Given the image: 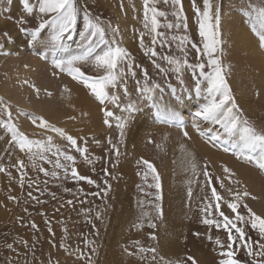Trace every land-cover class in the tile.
<instances>
[{
	"label": "rangeland",
	"instance_id": "obj_1",
	"mask_svg": "<svg viewBox=\"0 0 264 264\" xmlns=\"http://www.w3.org/2000/svg\"><path fill=\"white\" fill-rule=\"evenodd\" d=\"M30 3L35 4L36 0H30ZM181 3L183 10L178 19L174 12L179 6L174 5L172 0H167V3L165 0H149V9L154 7L165 13V16L157 17L160 25L157 31L161 35L156 36L150 31L151 10L148 12V27H145L144 0H78L80 12L72 39L64 41L67 51L56 52L54 56L42 45L32 46L29 35L20 31L24 28L31 32L42 19L50 17H41L38 11L27 14L21 0H0V98L10 106L11 122L30 140L48 146L51 150L45 155L53 161L46 163L37 157V167L34 168L27 150L21 152L13 143L11 134L0 127V167L5 169L0 172V264H185L188 256L194 257L198 264H220L221 260L228 259L221 255L222 251H228L227 232L223 227L217 230L215 226L209 228L202 223L206 214L201 209L206 206V198L211 197L210 187L203 176L205 164L213 177L212 186L225 200L233 198L228 189L250 193L243 198L238 209L246 219L247 209L243 203L264 217V189L261 186L264 172L254 164L237 160L231 150L225 152L222 148L213 147L193 127L196 123L201 131L213 128L223 133L220 125L195 116L207 103L206 93L197 96L195 92L199 71L194 74L191 69L184 68L177 74L173 71L174 66L162 59L171 56L182 61L186 58L190 64L204 63L205 71H212L207 67L208 56L202 54L206 43L205 38L200 36L202 17L197 16L192 0H181ZM195 4L202 13L203 0H195ZM210 4L213 13L219 16V44L213 58L219 61L230 87L226 72L228 48L232 47L234 38L241 37L239 28L242 26L244 32L259 43L258 36L252 31L247 6H261L264 0H210ZM85 13L94 20L98 19L105 27V39L109 42L102 44L96 38L92 43L93 57L108 46L116 45L128 53V58L120 61L117 70L123 75L116 87L106 89L109 98L104 104L82 82L73 80L66 72L55 70L56 75H53V58H67L84 51L87 42L82 40L81 33L84 32ZM215 15L212 24H215ZM228 22L237 26L228 28ZM168 24L174 27L169 29ZM177 24L180 27H175ZM113 29H118V32L114 34ZM50 31H45L41 39H46ZM141 36L143 48L140 45ZM153 37L156 38L155 44L152 43ZM181 37H187L183 44L180 43ZM193 45L196 47L193 48ZM150 48L156 50V57L150 53L145 55ZM259 50L264 56V49L259 47ZM45 53L47 59H41ZM128 64L132 65L134 77ZM241 64L233 65L232 72L243 74L245 71L244 74L248 75V63H244L247 66ZM77 67L90 80L107 75L93 58L79 63ZM145 72L149 83L159 84L162 89L156 90L151 101L139 99L137 91L145 83ZM30 85L39 89V95ZM125 85L127 96L124 95ZM246 85L241 93H231L236 112L242 121H247L258 132H264V81H258L254 84L256 87L248 82ZM76 88H80L97 105L99 123L89 119L85 125L71 124L75 117L79 120L82 117L74 110L75 107L79 109L76 104L79 93L70 103L68 117L63 116L64 111L60 107L69 104V92L76 91ZM48 92L52 93V98L47 95ZM112 96L119 99L113 103ZM177 97L180 98L179 103ZM130 103L135 104L137 110L126 121L121 134L116 117H126L127 113L122 109ZM154 104H159L165 111L171 109L178 113L183 126L178 127L170 120H157ZM105 110L113 112L114 116L105 117ZM33 117H42L48 127H38L39 121L33 124ZM6 119V115L0 112V124ZM105 119L111 126L104 123ZM52 128L61 129L76 138L79 146L87 148V159L70 149L66 139L51 131ZM184 131L188 132L187 137ZM189 134L223 154L224 158L246 167L260 181L219 156L210 160L195 146ZM49 137L51 145H47ZM113 146L118 148L119 156ZM228 147L231 148L230 145ZM56 149L73 155L78 175L94 183L74 179L70 171L66 178L63 169L54 168L56 157L53 153ZM36 151L33 147V152ZM193 158L197 165L195 173L191 168ZM61 160L63 162L62 157ZM18 161L24 162L23 186ZM143 161L152 164L159 175V191L155 187L154 174ZM222 166H227L234 173L230 179ZM40 168H44L49 175L39 171ZM53 171L58 172V177L51 175ZM217 177L223 180L224 188L220 187L221 180ZM221 210L226 215L230 214V209L223 202ZM240 226L245 228L246 239L253 242L255 251L254 242L260 239L258 232L252 230L250 224ZM217 239L224 245L223 248L216 244ZM140 248L146 251L140 252ZM152 248L156 249L155 260L153 253L147 251ZM233 249L235 258L241 264H251L252 258L247 256L246 250L236 244ZM161 257L164 259L161 260Z\"/></svg>",
	"mask_w": 264,
	"mask_h": 264
},
{
	"label": "snow or ice",
	"instance_id": "obj_2",
	"mask_svg": "<svg viewBox=\"0 0 264 264\" xmlns=\"http://www.w3.org/2000/svg\"><path fill=\"white\" fill-rule=\"evenodd\" d=\"M167 3V0H165ZM24 11L32 15L34 11H38L41 17H50L49 19H42L39 23L38 27H36L31 32H28L26 29L21 28L20 31L26 32L30 37V42L32 46L42 45L49 51L53 53L55 56L56 52L59 51H67V46L65 45V40L72 39V32L75 30V25L77 23V18L80 12L78 8V0H36L35 4L30 3V0H21ZM172 3L178 7V10L174 12V15L177 18H180V13L182 12V3L181 0H172ZM193 8L197 14V16H201L200 20V36L205 38L206 43L204 44L203 55L208 56L207 67L211 68V72H206V65L204 63H196L190 64L188 60L185 58L184 60L174 59L171 56L162 57L169 65L174 66L173 71L179 74L182 69H191L192 72L199 71V78L195 80V92L197 96L204 95L206 93L205 99L207 103H205L202 108L195 113L196 117L201 118V120L211 123L218 124L223 129V133L216 132L213 128H208L205 131H201L199 125L194 123L193 127L197 129L198 134L201 137H206V142L210 143L213 147L222 148L223 151L228 152L231 150L232 155L237 160H243L249 164H254L258 170L264 172V132H258L253 126L249 125L247 121H242L239 115L236 112V105L231 94V89L228 87L227 82L224 78L222 69L220 67L219 61L214 57V53L216 52L217 46L219 44V16L215 15L212 11V5L210 4V0H203L204 10L201 13L200 9L196 7L195 0H192ZM145 7V27H148V12L151 10V29L152 33H156V36H160L161 34L157 31L159 28V21L157 17L165 16V13L159 12L154 7L149 9V0H144ZM248 15L250 20L252 21V31L259 38V47L264 49V4L261 6H252L248 5ZM215 15V24H212L211 21L213 16ZM84 32L81 33V38L83 41H86V46L84 51H82L78 55H70L67 58L59 57L52 59V67L54 69L53 75H56L55 70H59V72H66L68 76H70L73 80H77L82 82L85 87L90 89L91 93L95 96V98L101 103L104 104L105 100L108 99V93L106 89L111 87H116L118 79L123 75L122 72H118L119 63L122 59L128 58V53L125 49L116 46H108L106 50H102L100 54H97L93 57L94 49L92 47L93 41L98 38L100 43L108 44L109 42L105 39L106 29L101 25L98 19L91 18L87 13H85L84 17ZM20 23H24V21H20ZM167 27L169 29L173 28V24H168ZM175 27H180L179 24L175 25ZM51 29L46 39H41L43 33ZM118 32V29H113V33ZM5 35H7L5 33ZM176 39V37H173ZM187 40V37H181L180 43L183 44ZM115 44V41L112 42ZM152 43H156V38L153 37ZM141 48L144 47L143 36L140 39ZM196 46L193 45V48ZM184 51L183 48L180 49ZM150 55L152 57L157 56V52L154 48L148 49L145 52V55ZM186 55V54H185ZM90 58L95 60V63L98 67H103L107 75L99 78V79H91L87 77L77 65L81 62H87ZM41 59H47V54L41 55ZM159 67V65H157ZM128 69L131 75L134 77L135 72L132 71V65L128 64ZM163 71V69H161ZM145 83L143 86L139 87L137 91L140 93L139 99L151 101L154 98V94L156 90L162 91L159 84H150L147 77V72L144 73ZM179 78V76H178ZM182 82V81H181ZM25 83H28L25 81ZM34 89V91L39 95V89L35 87V85H30ZM67 91V89H65ZM173 94H175V89H173ZM48 96H51L52 93L48 92ZM124 95H128V89L125 85L124 87ZM119 97L112 96L111 101L113 103L118 100ZM180 102V98L177 97V103ZM156 107V117L157 120H170L175 123L178 127L183 126V120L180 118L179 114L168 109L165 111L162 109L159 104H154ZM136 105L130 103L126 108L122 109L123 112L127 113L126 117H116L117 127L121 130V134H123V129L125 127V123L127 120H130L133 114L136 111ZM0 112H3L7 119L4 120L0 127L4 128L8 133L11 134V139L13 143L19 147L21 152H25L27 150L28 159L32 162V166L35 168L36 158L39 157L41 160H44L46 163H53V161L48 160L45 153L49 152L51 149L40 141L30 140L26 135L19 131L16 125L11 122V110L10 106L7 105L3 98H0ZM105 117H113L114 114L111 111L105 110ZM40 128H47L48 124L42 117H33V124H37ZM104 123L106 125H110L109 120L105 119ZM51 131H54L60 137L66 139L70 149L79 153L82 157L87 159L86 153L87 148L81 147L77 143V139L71 135H67L63 132V130L58 128H52ZM184 136H188V132L184 131ZM111 144V140H109ZM47 145H51V137L48 138ZM231 146L229 148L228 146ZM33 147L37 149L36 152H33ZM115 153L119 156L118 148H115ZM56 157L54 162V168L63 169L65 177L67 178L69 171L71 172V177L77 180H87V183H94L91 179L87 177L79 176L78 172L75 168V157L67 152H63L60 149H56L53 153ZM63 158V162L61 160ZM66 162V163H65ZM143 163L148 167V169L154 174V179L156 180L155 187L159 191L160 190V182L159 175L156 174V170L152 164L148 161H143ZM19 169L21 170V186H23L24 179V162L18 161ZM208 165H204L203 176L205 177L207 186L210 187L211 197L206 198L207 203L206 206L201 209L203 213H205V218L202 220L204 225H207L209 228L215 226L217 230L221 227L227 232V252H221L222 256L228 257V259H224L220 261V264H241V262L235 258V250L233 249V245L236 244L238 247L246 250L247 256L251 257V264H264V217L257 215L252 211L251 208L248 207L246 203H243V207L247 209V219L245 215L241 214L238 209L241 207V202L243 198L248 197L250 193L246 190L243 192L233 191L232 189H228L230 194L232 195V200H225L217 191L216 187L212 186L213 177L208 171ZM191 168L195 173L197 165L193 158L191 162ZM223 172L230 179L234 173L227 166H222ZM5 169L0 167V172H4ZM39 171L44 172L45 175H49V173L44 169L40 168ZM53 177H58V172L53 171L51 173ZM217 180H221L220 177L216 178ZM220 187L224 188L223 180H221ZM189 197L191 196V192L188 193ZM255 199V197H252ZM9 199H13L9 197ZM160 199V196L157 195V200ZM221 202L225 203L227 208L230 209V214L226 215L224 211L221 210ZM71 203V201H69ZM162 214V213H161ZM214 219H209L208 217H216ZM250 224L252 230H256L258 232L259 240L255 241L256 250L253 249V242L246 239L247 232L244 227L240 225H248ZM151 227H155V225H150ZM33 228L36 227L35 224L32 225ZM51 231V228H49ZM195 235H199V233H195ZM155 239V237H152ZM211 239V237H209ZM216 244L220 245L222 248L224 245L221 244L220 240H216ZM140 252H145L144 248L139 249ZM153 253V260L156 259L155 253L156 249H148ZM161 260L164 258L161 257ZM190 262V264H198L196 259L192 256H188L186 258L185 264Z\"/></svg>",
	"mask_w": 264,
	"mask_h": 264
},
{
	"label": "bare ground",
	"instance_id": "obj_3",
	"mask_svg": "<svg viewBox=\"0 0 264 264\" xmlns=\"http://www.w3.org/2000/svg\"><path fill=\"white\" fill-rule=\"evenodd\" d=\"M226 26L228 28H230V27H235L237 25L234 22H233V24H232V22H228ZM242 30H243V32H242ZM239 31L241 32L240 33L241 37H237V38L233 39V41H232L233 45L231 44L232 47L229 46V48H228L229 51L227 50L228 53L226 55V67H228L226 72H227V76L230 80V82H229L230 87L229 88L231 89V93L233 92L232 94H234L235 92L241 93L246 88L245 86L248 85V84L246 85L247 82L254 85V84L258 83V81H264V56L259 50V43L256 40H254L252 35H250L248 32H244L243 26H242V28H239ZM229 35H230V33H229ZM244 63H248V65L250 67V69L248 70V75L244 74L245 71L242 72L243 74H241V73L234 74V72H232L233 69H231V68L233 65L239 66L240 64L243 65ZM245 65L246 64H244V66ZM238 68L240 69V67H238ZM243 70H245V68L242 69L241 71H243ZM238 75H239V77H238ZM242 80L245 82H242ZM240 82H242V84ZM232 88H233V90H232ZM78 93L80 95V98L78 100V103H76V104L78 105L77 107H79V109H77L75 107L74 110L78 111L82 117L80 120L75 117V119L71 120V124L73 123V125H76V126H80L82 124L85 125L86 121H88L89 119H90V121H94V119H95V123H99L100 119H99L97 105L94 104L80 88H76V91L71 90L69 92V95H70L69 96V104L62 105L60 107V108H62L61 111H64L63 116L68 117V113H69L68 110H69L70 103H71V101L75 100V98L77 97L76 95ZM49 97L52 98L51 96H49ZM188 110H190V109H188ZM50 118H52V117L50 116ZM189 137L194 141L195 146L200 150V152L203 155H205L207 158H209L210 160H214L213 159L214 156L215 157L219 156L222 159H225L226 161L233 163L234 166L238 167L245 174H246L245 171H248L249 173H251L246 167L237 164L238 162H235L233 160L231 161L230 158H224V155L221 154L220 152L212 150L209 147L205 146L200 140H198L197 138H194L193 135L189 134ZM252 175L255 176L254 174H252ZM257 178H258V176H255V180L257 182L260 181V179L258 180ZM261 183H262V185L260 183H258V184L261 185L264 189V182L261 181Z\"/></svg>",
	"mask_w": 264,
	"mask_h": 264
}]
</instances>
